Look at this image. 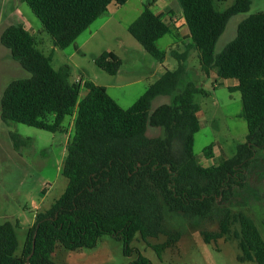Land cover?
I'll list each match as a JSON object with an SVG mask.
<instances>
[{"label": "trees", "instance_id": "16d2710c", "mask_svg": "<svg viewBox=\"0 0 264 264\" xmlns=\"http://www.w3.org/2000/svg\"><path fill=\"white\" fill-rule=\"evenodd\" d=\"M21 1L41 21L54 46L65 49L110 4L123 6L129 0ZM177 1L189 32L187 51L174 55L178 68L166 71L127 109L107 88L93 82L85 83L87 94L80 100V83H70L68 67H53V55L39 49L25 24H12L3 31L1 44L30 77L15 80L5 89L2 120L59 133L67 129L68 119L73 120V133L63 165L68 180L65 192L48 210L37 214L21 255H16L15 225L0 223V264H56L52 257L58 246L70 251L90 249L104 235L122 239L129 256L138 233L144 240L163 236L165 243L154 246L160 254L182 236L168 224V212L198 225L217 220L218 231H201L206 243L221 238L236 241L240 262L264 264V240L254 220L243 211L232 214L222 207L237 187L246 185L250 165L258 150L264 149V13L243 20L236 38L216 54L230 19L249 12L252 0H238L223 12L216 9L215 1L227 0ZM128 31L150 55L165 60L167 53L159 49L158 41L172 33V28L163 13L146 7ZM191 50L199 53L204 77L235 80L237 85L229 89L242 97L247 141L238 146L233 158L217 166L201 165L194 153L200 131V106L194 97L202 88L188 82L178 91L187 77ZM96 64L116 75L122 61L114 52H105ZM160 96H172L173 101L153 109V101ZM150 129H159V135L150 136ZM11 138L16 148L23 144L17 134L11 133ZM205 156L214 157L212 145ZM130 264L152 262L139 254Z\"/></svg>", "mask_w": 264, "mask_h": 264}, {"label": "rangeland", "instance_id": "374dc122", "mask_svg": "<svg viewBox=\"0 0 264 264\" xmlns=\"http://www.w3.org/2000/svg\"><path fill=\"white\" fill-rule=\"evenodd\" d=\"M237 1H215V7L223 12ZM146 7L163 13L164 20L172 28V33L158 41L159 49L167 53L164 61L150 55L128 31ZM257 13H264V0H252L249 12L230 19L215 53H221L236 38L243 20ZM16 23L25 24L36 37L39 49L46 55H53L56 70L69 68L70 83L81 85L80 100L87 94L85 83L93 82L107 88L109 95L124 109L131 107L166 71L176 70L179 63L174 55L185 53L189 44L188 28L177 0H129L123 6L112 3L65 49L54 46L53 39L26 3L0 0V37L8 26ZM105 52H114L121 59L118 74L111 75L97 66L96 60ZM198 55L197 50L189 52L187 77L183 78L178 91L181 92L188 82H194L203 90L194 97L200 106V131L195 136L194 153L201 165L211 167L236 155L238 146L247 141L248 126L242 116L240 92L229 89L236 81L218 79L215 75L204 77ZM29 77L30 73L0 42V223L15 225L19 243L16 255L24 250L37 214L48 210L66 190L68 180L63 175V165L73 133V120L68 119L67 129L59 133L2 120L1 98L5 89L13 81ZM172 101V96H160L153 101V109ZM11 133L23 140L19 148L15 147ZM159 133V129L149 130L152 137ZM210 145L214 157L207 159L205 150ZM222 207L232 214L243 211L249 215L264 240V149L258 150L256 160L250 165L246 185L237 187L230 202ZM167 222L182 236L176 245L160 254L154 246L165 243V237L144 240L138 233L130 244V256L125 254L122 239L104 235L96 247L90 249L70 251L58 246L52 260L56 264H130L141 254L152 264H256L238 260L240 250L236 241L224 238L209 244L204 241L201 231H218L217 220L198 225L168 212ZM233 229L238 230V225L233 224Z\"/></svg>", "mask_w": 264, "mask_h": 264}, {"label": "crops", "instance_id": "0c3cea01", "mask_svg": "<svg viewBox=\"0 0 264 264\" xmlns=\"http://www.w3.org/2000/svg\"><path fill=\"white\" fill-rule=\"evenodd\" d=\"M237 85V82H235L232 86L230 87H233V86H236ZM168 104H171V103H168ZM156 109V108H155Z\"/></svg>", "mask_w": 264, "mask_h": 264}, {"label": "water", "instance_id": "95a60500", "mask_svg": "<svg viewBox=\"0 0 264 264\" xmlns=\"http://www.w3.org/2000/svg\"><path fill=\"white\" fill-rule=\"evenodd\" d=\"M35 247V241H34V245H33V248Z\"/></svg>", "mask_w": 264, "mask_h": 264}]
</instances>
